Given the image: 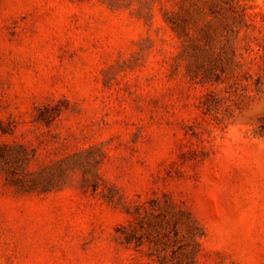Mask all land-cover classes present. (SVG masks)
Wrapping results in <instances>:
<instances>
[{"label": "rangeland", "instance_id": "1", "mask_svg": "<svg viewBox=\"0 0 264 264\" xmlns=\"http://www.w3.org/2000/svg\"><path fill=\"white\" fill-rule=\"evenodd\" d=\"M0 264H264V0H0Z\"/></svg>", "mask_w": 264, "mask_h": 264}]
</instances>
